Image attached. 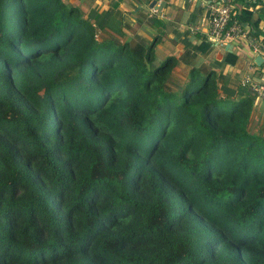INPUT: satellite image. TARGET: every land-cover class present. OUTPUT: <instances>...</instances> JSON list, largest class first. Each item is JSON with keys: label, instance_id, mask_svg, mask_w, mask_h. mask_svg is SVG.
<instances>
[{"label": "trees", "instance_id": "obj_1", "mask_svg": "<svg viewBox=\"0 0 264 264\" xmlns=\"http://www.w3.org/2000/svg\"><path fill=\"white\" fill-rule=\"evenodd\" d=\"M150 22L0 0V264H264L254 87L159 58Z\"/></svg>", "mask_w": 264, "mask_h": 264}, {"label": "crops", "instance_id": "obj_2", "mask_svg": "<svg viewBox=\"0 0 264 264\" xmlns=\"http://www.w3.org/2000/svg\"><path fill=\"white\" fill-rule=\"evenodd\" d=\"M79 6L87 16L91 10L106 12L114 9L116 19L122 21L124 39L140 38L152 41L158 35V25L150 19L157 16L164 23V31L159 38L156 52L159 58L167 55L181 56L186 50L195 53L192 64H214L218 74H224L235 85L250 78L254 84H264V60L261 65L255 62L258 55L264 58V36L261 34V51H256L245 38H236L220 44L209 34L212 0H65ZM240 9L246 8L258 20L257 29L264 32V6L240 1ZM155 10V13L151 12ZM247 24V23H246ZM250 24H247L249 26ZM255 31L256 29L250 25ZM202 45L203 49L197 47ZM228 56L233 61L223 62ZM181 67L185 65L181 64ZM242 85V84H241ZM243 86H248L243 85ZM246 88V87H245ZM256 94L255 90L252 89ZM257 94L255 95L256 100ZM254 130L264 132V98L256 100L252 113Z\"/></svg>", "mask_w": 264, "mask_h": 264}, {"label": "built area", "instance_id": "obj_3", "mask_svg": "<svg viewBox=\"0 0 264 264\" xmlns=\"http://www.w3.org/2000/svg\"><path fill=\"white\" fill-rule=\"evenodd\" d=\"M235 0H212L210 2L211 21L209 34L220 44L231 42L236 38H245L256 51H261V37L254 36L252 27L247 26L239 18L231 14V6ZM258 6H264V0H243ZM155 13L153 9L151 11ZM242 85H252L256 91V100L264 98V84L258 85L251 82L250 78L241 81ZM255 100V102H256Z\"/></svg>", "mask_w": 264, "mask_h": 264}, {"label": "water", "instance_id": "obj_4", "mask_svg": "<svg viewBox=\"0 0 264 264\" xmlns=\"http://www.w3.org/2000/svg\"><path fill=\"white\" fill-rule=\"evenodd\" d=\"M156 2L157 0H152L150 6L153 7L156 5ZM263 60L264 58L262 57V55H258L255 59V62L258 64V65H261L263 63Z\"/></svg>", "mask_w": 264, "mask_h": 264}]
</instances>
